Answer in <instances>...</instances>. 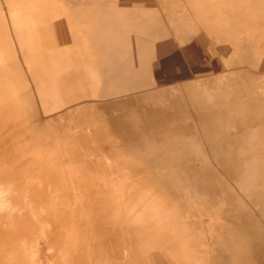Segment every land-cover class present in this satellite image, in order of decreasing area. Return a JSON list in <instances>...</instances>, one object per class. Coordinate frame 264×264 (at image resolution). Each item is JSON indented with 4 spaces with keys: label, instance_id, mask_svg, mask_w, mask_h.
Segmentation results:
<instances>
[{
    "label": "rangeland",
    "instance_id": "obj_1",
    "mask_svg": "<svg viewBox=\"0 0 264 264\" xmlns=\"http://www.w3.org/2000/svg\"><path fill=\"white\" fill-rule=\"evenodd\" d=\"M34 2L35 0H22L13 4L10 0H0V34L7 38L6 42L0 40V68L7 71L12 85L17 88L11 98L12 101L0 99V174L1 171H9L17 163L19 168H23L24 158L36 160L39 158V152L42 151L39 149H48V145L55 143L76 151L79 156L74 164L81 171L89 170L94 181H80L77 186L74 203L81 210L79 216L81 220L71 230L68 228L74 216H65L67 215L65 207L57 206L56 202L53 205L47 195L39 198L38 204L29 203L34 199L26 198V193L30 194L33 190L19 187L17 179L20 175L25 176L20 174L19 170L13 171L16 177L11 174L4 177L7 179L4 183L7 189L0 194V212L4 211L5 200L15 204H10L12 214L8 213V215L14 218L20 214L27 235L23 246L28 252L24 260L31 264H54L56 252L62 248V245L68 246L63 234H68L72 239L69 244L73 254L79 258L78 264H148L145 258L147 249L142 247L139 236L134 230L124 228L119 232L118 226H113L114 221H108L111 212L107 203L115 204L121 201L120 198L108 196L109 191L118 189L111 183L112 177L115 178L117 173L110 171L108 174H106L108 171L103 173L106 166L112 169L116 164L114 162L116 160L109 158V154L119 150L122 161L131 163L137 160L132 158L135 157L144 166L149 167L150 156L157 154V151L159 156L163 153V138L175 136L180 143L181 138L193 142L192 135L197 127L185 122L190 120L189 117H194L195 102H205L212 95V93H202L198 87L206 85L209 88L217 83L215 79H208L209 77L220 75L219 72L229 73L227 68L230 66L225 58V52H219L220 44H224L221 43L223 40L211 44L203 38V45L198 46L194 41L192 42L194 39L184 42L181 38L183 34L194 36L197 32L192 17L193 11L185 3L188 2L187 0H102L103 5H113L127 13L133 6L132 8L135 7L144 17L158 21L164 35L157 41L164 42L171 51L165 69L159 67L151 70L150 74L144 77L143 87L128 86L118 94L101 96L103 92L113 87L109 76L102 79L95 76L98 71H103L101 66L93 63L94 66L86 69L82 66L84 60L80 62L76 59L66 66V63H63L65 59H60L59 66L53 67L56 62L52 60L51 55L59 49L73 47L75 40L70 42L67 37L69 41L66 44L55 41L51 44L41 32L44 28L50 27L49 23L55 21L53 24H57L61 19L64 20L67 12L63 10L56 18L54 15L49 19L43 17L49 13L40 11L38 14L25 13L24 5ZM228 3L226 0H218L212 13L215 20L231 19ZM26 15L32 18L25 19ZM9 20H12V23ZM65 22L64 20L63 29L69 32L72 26ZM25 30L38 32L41 39L37 40V37L32 35L30 37L37 40L36 43L25 39L29 44L26 43L24 46L28 44L29 49L35 46L33 49L35 54L30 56L25 53V47L23 52L21 51L19 44L20 32H26ZM131 31L134 30L131 29L128 33L130 41H127L129 43L126 45L132 53L139 36L138 34L135 36L136 32L132 36ZM42 58L49 72L46 74L47 79L64 77L68 86L66 89L70 91L67 98L70 101L61 100L60 94L57 95L59 100L42 101V95L38 91L39 85L30 72L31 67L37 69L38 65L43 64ZM158 58L160 56H157ZM74 72L77 76L73 77ZM5 118H9L10 121ZM185 126L191 128L189 130L191 132L187 135L183 132ZM237 130L235 135L239 136L243 133L242 126H238ZM123 133H131V135L125 136ZM105 138L106 141L103 140ZM196 138L199 140V134ZM188 146L194 148V144ZM260 159L229 158L228 168H237V164L249 160L254 164L253 170L254 168L255 170L250 172L253 175L261 166ZM192 161L194 160L190 159L187 163L191 168H195ZM53 162L45 167L49 169L57 167V161ZM183 174L187 177L184 179L177 177L174 180L175 184L172 183V195L179 200L182 208L175 221L185 224L187 229H193L200 244L204 246H210L214 240L206 226L220 213L217 207L229 206L232 202L231 196L235 197L236 202L244 192L251 194L256 190L264 192V187L258 188L252 182L247 183L244 180L247 174L243 172L232 174L213 172L210 173V177L201 180L198 177L193 178L192 172ZM175 175L179 176L178 173L172 174V180ZM180 175L182 178V174ZM11 177L16 179L13 180ZM177 180L182 182L176 184ZM2 183L3 179L0 178V184ZM143 201L146 202L145 199ZM221 202L225 203L220 205ZM51 217L54 218V222L49 225L45 218L49 220ZM58 217L61 220L60 226L56 224ZM145 218L143 215L141 218L138 217V220L144 221ZM135 224L136 222L133 225ZM163 229L168 228L160 227V230ZM43 230H47L49 234ZM218 234L219 232L216 231L213 236L216 237ZM52 237H55V240ZM217 238L218 242L223 237L217 236ZM24 260L23 263H26ZM15 261L11 264H16Z\"/></svg>",
    "mask_w": 264,
    "mask_h": 264
},
{
    "label": "crops",
    "instance_id": "obj_2",
    "mask_svg": "<svg viewBox=\"0 0 264 264\" xmlns=\"http://www.w3.org/2000/svg\"><path fill=\"white\" fill-rule=\"evenodd\" d=\"M11 1L15 4L22 0ZM48 1L35 0L34 4L24 6L25 13L37 12L38 14L39 11L49 13L43 15L45 19L52 18L55 14L54 18H56L58 13L63 10L67 12L64 20L72 26V30L66 32L63 29L64 20L61 19L57 24H53L55 21L49 23L50 27L44 28L41 32L51 44L54 41L66 44L69 40L70 42L75 40L73 47L59 49L51 55L52 60L58 62V64L54 63L53 67L59 66L60 59H65L63 63H66V66L75 59L80 62L84 60L82 66L86 69L94 64L101 66L103 71H98L95 76L101 79L109 76L113 85L101 96L118 94L128 86L143 87L145 85L144 77L150 74L151 70L159 67L165 69L167 66L168 54L171 50L164 42L157 41L164 35L160 23L144 17L135 7L131 6L127 13L113 5H103L102 0ZM187 1L185 2L187 7L193 11L192 17L195 20L197 32L196 36L183 34L181 38L184 42L194 39L192 42L194 41L196 46L203 45V38L211 44L214 41L223 40L221 43L224 44H220L219 52H225V58L230 66L227 68L229 73L219 72L220 75L208 76V79H215L217 83L209 88L206 85L198 87L202 93H212V95L205 102H195L194 117H189L190 120L185 122L197 127L192 135V139L195 141L197 139L195 135L199 134V140L197 139L195 143L192 140H186V138H181L180 143L175 139V136L163 138V153L160 156L158 151L157 154H152L150 161L148 160L149 167L144 166L135 157L132 158L137 160L127 167L130 162L122 161V154L119 153V150L109 154V158L116 160L114 161L116 164L115 167L112 166V169L106 166L103 173L105 174L107 171L106 174L109 171L117 173L115 178L112 177L111 183L114 188L118 189L109 191L110 195L108 196L110 198L112 193H116L117 195L113 196L120 198L121 201L115 204L107 203L111 212L108 221H114L113 226L117 225L119 232H122L124 228L134 230L135 234L139 236L142 247L147 249L145 258L148 260V264H264L263 191L256 190L252 194L244 192L236 202L235 197L231 196L232 202L229 206L217 207L220 213L206 226L212 237L215 238L210 246L200 244L193 229H187L185 224L175 221L182 208L179 200L171 192L177 177L178 179L187 177L183 173L192 172L193 178L198 177L201 180L210 177L213 169L214 172H228L229 174L246 173L244 180L247 183L252 182L258 188L264 187V175L262 174L264 173V0H226L227 3L229 2L227 7L229 6L228 8L231 9V19L227 21L214 19L215 16L212 13H214L213 9L218 0ZM28 17L32 18V16L26 15L25 19ZM9 22L12 23V20ZM131 29L134 30L131 31L132 36L135 32V36L136 34L139 36L135 41L136 48L132 53L126 45L129 43L127 41H130L128 33ZM25 31L20 32L19 44H22L21 51L23 52V47H25V53L29 52L27 55L30 56L35 54V52L33 53L35 46L33 49H29V43L25 39L36 43L40 35L38 32ZM31 35L36 36L37 40L31 39ZM6 39L3 34H0L1 41L4 42ZM25 41L28 43L26 46H24ZM92 45H94V50ZM157 56L160 58L157 59ZM155 65L156 67H154ZM30 72L39 85L38 91L42 95V101L57 100L58 94L62 95L61 100L70 101L67 99L70 91L66 89L68 86H66L64 77L47 79L48 75L46 74L49 72L44 61L43 64L38 65L37 69L31 67ZM74 76H77V73L74 72ZM16 89L15 85H12L7 71L0 68V99L12 101L11 98ZM5 119L10 121L9 118ZM7 120L5 121L7 122ZM238 126H242L243 133L236 136ZM189 130L191 128L185 126L184 134L187 135L188 132H191ZM125 134V136L131 135V133ZM103 140L106 141V138ZM35 141L38 142L36 139ZM187 143L190 145L193 143L194 148L189 146L187 149ZM199 145L203 146L202 150L204 151L199 149V147L201 148ZM154 148L156 150L155 146ZM41 150L42 152H39V158L36 160L24 158V168L29 174L43 175V180L51 189H57L65 194L66 199L60 197L51 200L53 205L56 202L57 206L65 207L66 216L72 217V214L74 217L76 216V220L74 218L70 220V224L74 227L78 223L77 221L81 220L79 217L81 210L74 203L77 186L80 181H93L92 173H89V170L81 171L74 164L79 155L62 144H50L48 149H39V151ZM68 151L73 154L71 155ZM233 157L261 158L259 160L261 166L256 170L257 175L250 173L254 172L255 168L253 170L254 164H251L249 160L237 164V168H228L229 158ZM190 159L197 160L192 161L195 168H191L187 163ZM39 160L41 161L39 162ZM49 161H57V167L46 168ZM170 172L178 173L179 176L175 175L172 180ZM180 174H182V178ZM61 181L65 184H62ZM180 182L182 181L177 180L176 184ZM77 198L76 196V200ZM239 202L242 205H238ZM224 203L221 202L220 205ZM159 209L161 211L156 214ZM126 210L128 212H125ZM143 215L146 217L145 220L139 221L138 217L141 218ZM134 222H136L135 226ZM160 227L168 229L160 230ZM216 231L219 232V237H223L218 242L217 236H213Z\"/></svg>",
    "mask_w": 264,
    "mask_h": 264
},
{
    "label": "bare ground",
    "instance_id": "obj_3",
    "mask_svg": "<svg viewBox=\"0 0 264 264\" xmlns=\"http://www.w3.org/2000/svg\"><path fill=\"white\" fill-rule=\"evenodd\" d=\"M50 1V0H49ZM48 1V2H49ZM198 2V1H197ZM232 2V1H231ZM238 2V1H237ZM199 4V3H198ZM201 4V3H200ZM49 5V3H48ZM50 6V5H49ZM52 6V5H51ZM201 6V5H199ZM198 6V7H199ZM204 7V6H203ZM49 9V8H48ZM57 9V8H56ZM196 9V8H195ZM203 9V8H202ZM50 11V10H49ZM54 11V10H53ZM52 11V12H53ZM118 11V10H117ZM119 12V11H118ZM52 14V13H51ZM203 14V12H202ZM56 15V14H55ZM45 16V15H44ZM48 16V15H47ZM137 19V18H136ZM151 19V18H150ZM66 21V20H65ZM71 21V20H70ZM74 22V21H73ZM222 23V22H221ZM73 24V23H72ZM209 24V23H208ZM75 25V24H74ZM217 26V25H216ZM221 27V25H220ZM203 28V27H202ZM222 28V27H221ZM72 30V29H71ZM201 30V29H200ZM223 30V29H222ZM228 30V29H226ZM196 36V35H195ZM209 36V35H208ZM74 37V36H73ZM74 39V38H73ZM188 39V38H187ZM27 41V40H26ZM25 41V43H26ZM200 41V40H199ZM82 43V42H81ZM24 44V43H23ZM22 45V44H21ZM93 46L92 45V49H93ZM29 50V49H28ZM94 50V49H93ZM29 53V52H28ZM27 53V54H28ZM91 53V52H90ZM94 53V51H93ZM92 53V54H93ZM85 55V54H84ZM157 63V62H156ZM156 67V65L154 66ZM2 71V70H1ZM182 72V71H181ZM3 74V73H2ZM8 83V82H7ZM5 89V88H4ZM237 90V89H236ZM5 94V93H4ZM6 95V94H5ZM2 96V95H1ZM238 98V97H237ZM174 106V104H172ZM97 109V108H96ZM224 117V116H223ZM232 118V117H231ZM229 119V118H228ZM234 120V119H233ZM232 122V121H231ZM198 133V131H197ZM125 134V133H124ZM229 134V133H228ZM126 135V134H125ZM196 136V135H195ZM237 136V135H236ZM235 139V138H234ZM1 140V139H0ZM182 140V139H181ZM174 141V140H173ZM184 141V140H183ZM196 141V140H195ZM203 141V140H202ZM172 142V141H171ZM194 142V141H193ZM201 143V142H200ZM193 144V143H192ZM198 144V142H197ZM187 145H190L189 143H187ZM201 146V145H199ZM65 147V146H64ZM202 147L201 148L199 147V149L202 150ZM189 148V146L187 147V149ZM67 150V148H65ZM200 150V151H201ZM70 151V150H69ZM68 151V152H69ZM204 151V150H202ZM237 151V150H236ZM42 152V151H41ZM188 152V151H187ZM186 152V153H187ZM70 153V152H69ZM68 153V155H69ZM202 153V152H201ZM47 154V153H46ZM53 154V153H52ZM55 154H58V153H55ZM62 154V153H61ZM71 154V153H70ZM73 154V153H72ZM71 154V155H72ZM189 154V152H188ZM43 155V154H41ZM66 155V154H64ZM67 155V156H68ZM70 155V156H71ZM186 155V154H185ZM192 155V154H190ZM10 156V155H9ZM13 156V155H11ZM189 156V155H188ZM64 157V156H63ZM70 158V157H69ZM193 158V157H192ZM1 159V158H0ZM10 161V160H9ZM41 160H39L40 162ZM194 161H197V160H194ZM50 162V161H49ZM52 162V161H51ZM200 162V160H199ZM1 163V162H0ZM13 163V162H12ZM28 163V162H27ZM54 163V162H53ZM133 163V162H131ZM131 163H128L127 164V167L129 164ZM11 164V163H10ZM39 164V163H38ZM67 164V163H66ZM18 163L16 164V166H12L9 171H1V176L0 178L3 179V183L0 184V187L2 188V190H0V194H3L4 193V190L7 189V185L4 184L7 182V179H5V175L7 176V174H11L12 176L16 177L14 174H13V171L14 170H19L20 174H24L25 176H22L20 175L19 178L17 179V181L19 182V187L20 188H26V189H30L31 191L33 190L32 193L28 194L26 193V198H33L34 200L32 201H29L30 204H38V201H39V198H42L43 195H47L48 197H50L51 199H57V198H60V197H63L65 198V194H62V192L58 191L57 189H51L48 184L43 180L42 176L41 175H38V174H29L26 171V168H19L18 166ZM199 165V164H198ZM202 165V164H201ZM212 165V163H211ZM72 166V165H71ZM70 166V167H71ZM5 167V166H4ZM68 168H70L69 166H67ZM170 167V166H169ZM198 167V166H197ZM214 167V166H213ZM136 168V167H134ZM174 168V167H173ZM176 170H177V167H175ZM206 168H209V167H206ZM215 168V167H214ZM147 169V168H146ZM11 170V171H10ZM59 170H60V167H59ZM58 170V171H59ZM159 170V168H158ZM204 170V168H203ZM79 171V170H78ZM170 171V170H169ZM215 170L213 169V172ZM89 172V171H88ZM151 172V171H150ZM171 173V172H170ZM150 174V173H149ZM165 174V172H164ZM172 174V173H171ZM74 175V174H73ZM75 176V175H74ZM62 177V176H61ZM60 177V178H61ZM9 178V177H7ZM13 180H15L16 178H13L11 177ZM59 178V179H60ZM92 179V178H91ZM137 180V179H136ZM64 181V180H63ZM94 181V180H93ZM62 182V181H61ZM134 182V181H133ZM23 183V184H21ZM60 184V183H59ZM62 184H65L64 182H62ZM137 184V183H136ZM6 185V187H5ZM56 185V184H55ZM151 185V184H150ZM70 187V186H69ZM13 188V187H12ZM61 188V186H60ZM135 191V190H134ZM8 192V191H7ZM64 192V191H63ZM116 192V191H114ZM148 192V191H147ZM146 192V193H147ZM16 193V192H15ZM13 193V194H15ZM71 193V192H70ZM116 194V193H114ZM113 194V195H114ZM112 195V196H113ZM117 195V194H116ZM262 195V194H261ZM159 197V196H158ZM1 198V197H0ZM128 198V197H127ZM160 198V197H159ZM44 199V198H43ZM66 199V198H65ZM133 199V198H132ZM246 199V198H245ZM38 200V201H37ZM242 200V199H241ZM264 200V199H263ZM52 201V200H51ZM171 201V200H170ZM242 202V201H241ZM27 203V202H26ZM249 203V202H248ZM12 202L11 201H4V211L0 212V264H11L12 261L16 260V264H31V262H26L24 260V257H25V254L28 252V249L26 250V247L23 246L24 242H26V238H27V235L25 234L24 232V227L22 226V223H21V218H20V214L18 212V216L14 217V218H11L8 213H11L12 214V210H11V205ZM240 204V202L238 203V205ZM12 205H15V204H12ZM237 205V207H238ZM242 205V204H240ZM35 206V205H34ZM37 206V205H36ZM168 207V205H167ZM246 207V205H245ZM37 208V207H36ZM240 208V207H239ZM58 209V208H57ZM77 209V208H76ZM112 209V208H111ZM219 209V208H218ZM221 209V208H220ZM35 210V208H34ZM37 211V210H36ZM161 210L159 209L156 214H159ZM168 211V210H167ZM170 211V210H169ZM34 211H32L33 213ZM39 213V211H38ZM37 213V214H38ZM169 214V213H168ZM65 215V214H64ZM66 216V215H65ZM78 216V215H77ZM72 217H73V214H72ZM76 217V216H75ZM73 217L75 220L76 218ZM60 217H58L56 219V224L58 226L61 225V220H59ZM46 222L50 225L54 222V218L52 219V217L48 220L47 218H45ZM171 220V219H170ZM172 221V220H171ZM241 221V220H240ZM78 222V221H77ZM71 223V222H70ZM69 230L73 229V226L71 225L69 228ZM44 232H46L45 230H43ZM234 231V230H233ZM237 231V230H236ZM43 232V233H44ZM231 233V232H230ZM46 234H49V232H46ZM232 234V233H231ZM55 235V234H53ZM50 236V235H49ZM63 236L65 237V239L67 240V243H68V246H65L63 247V245L61 246L62 248L59 249L57 252H56V255H55V260H54V264H64V263H67V264H75L76 262H79V258H77L76 254L74 255L73 254V250L71 249V245L69 244L70 240H72L68 234L65 235L63 234ZM218 236V235H217ZM257 236V235H256ZM56 237V236H55ZM55 237H52L53 240H55ZM231 237V236H230ZM48 238V236H47ZM221 238V236H220ZM233 238V237H232ZM215 239V238H214ZM189 240V239H188ZM213 241V240H212ZM50 242V241H49ZM53 242V241H51ZM223 242V241H222ZM221 242V243H222ZM227 242V241H226ZM252 242V241H251ZM46 243H47V240H46ZM66 243V242H65ZM199 244V243H198ZM214 244V243H213ZM220 244V242H219ZM224 244V243H223ZM228 244V243H227ZM226 244V245H227ZM217 245V244H216ZM52 246V244H51ZM50 246V247H51ZM60 247V246H59ZM193 247V246H192ZM190 250V249H189ZM192 250V249H191ZM256 250V249H255ZM249 251V250H248ZM258 251V249H257ZM190 253V252H189ZM261 253V252H260ZM167 255V254H166ZM11 256V258H10ZM27 256V255H26ZM188 256V255H187ZM240 257V256H239ZM243 258V257H242ZM254 258V257H253ZM256 258V257H255ZM258 258V256H257ZM256 258V260H257ZM23 260L26 262V263H23ZM155 264V263H154Z\"/></svg>",
    "mask_w": 264,
    "mask_h": 264
}]
</instances>
